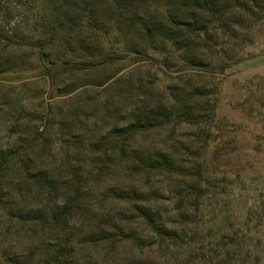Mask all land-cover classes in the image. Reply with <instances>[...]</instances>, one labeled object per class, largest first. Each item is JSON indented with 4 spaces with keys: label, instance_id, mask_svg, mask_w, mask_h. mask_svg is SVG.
Segmentation results:
<instances>
[{
    "label": "rangeland",
    "instance_id": "1",
    "mask_svg": "<svg viewBox=\"0 0 264 264\" xmlns=\"http://www.w3.org/2000/svg\"><path fill=\"white\" fill-rule=\"evenodd\" d=\"M140 1L131 12L145 21L193 18L192 0ZM218 2L231 7L209 23L211 53L141 57L138 34L105 27L85 40L94 66L65 71L53 66L67 58L61 36L33 32L49 26L40 0H0V264H264V0ZM193 55L211 68L187 67ZM162 106L204 117L119 136ZM18 211L44 219L16 224Z\"/></svg>",
    "mask_w": 264,
    "mask_h": 264
},
{
    "label": "trees",
    "instance_id": "2",
    "mask_svg": "<svg viewBox=\"0 0 264 264\" xmlns=\"http://www.w3.org/2000/svg\"><path fill=\"white\" fill-rule=\"evenodd\" d=\"M134 1L135 0H62V3L58 5L56 0H40L37 20L43 21L47 18L49 20V26L47 27L43 26V24H39V28H35L33 32L38 31L51 41L55 38L57 33L61 36L60 39L63 40L64 43L62 45L64 48L63 52L67 55V58H59V54H55L57 58H55V65L53 66L56 68H63L65 71L89 70L90 67L94 66L91 61H94L92 59L95 57L93 55L96 53V51L93 50L97 48L90 46L85 40L88 36V38H91L99 33H104L107 28L113 29L114 32L121 34L123 38H135L136 34H138V37L141 39V46L138 50L135 49L136 52L134 54L141 57H145L146 50L156 51L158 48L164 47L165 45L170 46L175 52L185 55L197 49L205 51L206 53H211V45L204 40V36L209 32V23H221L222 17L231 7L228 3L219 4L218 0H192L190 3L186 0L184 2L189 3L190 9L194 11L193 18L183 20L179 16H175V14L168 12L170 16L166 15L164 20L149 19L145 21L142 18L139 19L135 11L131 12V8L135 4ZM140 3H147V0L144 2L140 1ZM176 4H178V2ZM103 5H105V8H102ZM158 5H160V2ZM181 5V7L185 9V6H183L184 4ZM162 6L167 12L170 10V7H174L175 5L172 1L169 4H162ZM203 17H209L212 22L204 21ZM132 27H134L135 30H132ZM36 50L39 51L38 56L40 53L44 52L51 56L50 53L53 52L54 48L52 44H47L36 46ZM76 51L78 53L75 55ZM109 57H112L111 54L101 56L98 65H103ZM184 63L187 67L198 70L211 68V63L205 62L202 59H197L194 55L190 59L187 58V61ZM50 69L51 68H43V71L48 74L49 71H51ZM225 69L226 66H222L220 69L221 74L224 73ZM194 93L195 95H199V90H195ZM165 111L166 108L162 106L158 111L154 112L155 114L148 118L145 117L141 122L137 121L124 126L120 130L119 136L132 135L140 129L147 130L161 127L168 123L172 117L179 121L187 122H194L204 117L200 114L191 113L183 108L179 109V112L177 111L174 116H171ZM162 159L165 160L164 157H162ZM1 160L2 163H5L8 159L4 157V159ZM22 175H24V173H22ZM4 177V172L0 171V190H2ZM30 179L37 189H44L48 194H51L55 190L51 180L46 178L44 172H39ZM68 190L70 195L73 196H78L81 193V187L78 183H72L68 186ZM6 209L11 213L12 208L6 206ZM68 212V209L63 210V213L60 214V218H65ZM17 213L16 216L14 215L12 217L16 224L28 223V225L35 226L37 221L40 222L44 219L42 213L37 214L41 216H36V218L26 216L24 219L20 216L23 214L22 211H18ZM43 215L45 214L43 213ZM145 215L149 218L148 214ZM105 233L108 234L107 231H105Z\"/></svg>",
    "mask_w": 264,
    "mask_h": 264
},
{
    "label": "crops",
    "instance_id": "3",
    "mask_svg": "<svg viewBox=\"0 0 264 264\" xmlns=\"http://www.w3.org/2000/svg\"><path fill=\"white\" fill-rule=\"evenodd\" d=\"M257 73L260 75L264 76V67H262Z\"/></svg>",
    "mask_w": 264,
    "mask_h": 264
}]
</instances>
